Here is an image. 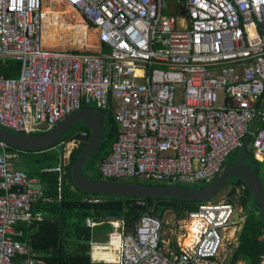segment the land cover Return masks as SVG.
Here are the masks:
<instances>
[{
    "label": "built area",
    "instance_id": "built-area-1",
    "mask_svg": "<svg viewBox=\"0 0 264 264\" xmlns=\"http://www.w3.org/2000/svg\"><path fill=\"white\" fill-rule=\"evenodd\" d=\"M64 1L84 20L77 27L66 19L64 38L73 42L79 29L87 45L94 27L107 52L44 48L47 30L61 15L56 0H0V69L8 61L20 65L16 78L0 72V128L37 135L83 108L113 112L118 137L101 167L105 179L207 186L223 174L260 116L248 149L264 176V0ZM88 136L81 132L82 139ZM0 148V264H47L20 240L18 227L43 221L36 204L55 198L16 168L21 154ZM136 203L146 207L145 198ZM236 214V203H201L181 221L187 236L177 238L175 252L157 217H143L130 232L122 221L89 218L90 228L112 225L118 244L116 261H103L95 248H109L113 238L92 240L91 259L209 264L226 252L230 232L236 234Z\"/></svg>",
    "mask_w": 264,
    "mask_h": 264
},
{
    "label": "trees",
    "instance_id": "trees-1",
    "mask_svg": "<svg viewBox=\"0 0 264 264\" xmlns=\"http://www.w3.org/2000/svg\"><path fill=\"white\" fill-rule=\"evenodd\" d=\"M55 9L68 20L84 23L81 17L73 16L74 10L64 0H56ZM86 48L90 50L89 53L81 50L80 47L72 45L66 47L68 51L82 54H93V50L99 53L107 52L105 46L100 42L99 29L91 27L89 44ZM0 72L4 77L16 78L20 73V65L15 61H8L1 66ZM105 124L106 132L101 152L87 159L82 167L83 173L94 180L105 179L101 167L111 156L118 137V128L113 112L105 119ZM83 126L84 128L79 134L73 129L64 138L65 145L72 141L80 142L79 147L71 153L70 160L64 161L65 163H63L61 145L40 152H24L9 148L12 152L21 154L22 161L19 165H24L31 178L40 179L42 185L46 186L45 193L55 198L53 202L40 201L36 204L35 211L46 214L43 221H36L31 226L24 225L28 237L24 240L31 241L33 248L45 259L47 264H107L92 262L91 242L94 240V236H103L113 231V228L109 223L90 228L86 223L89 218H93L96 222H102L105 218L122 221L126 232H130L145 216L163 220L169 213L174 215L175 222H180L185 219L187 214L194 213L199 209L203 202H186L168 198H145L146 207L142 208L136 203L137 198L92 195L75 189L71 177L72 168L90 136L89 126L86 124ZM82 131L89 133L88 138L82 139ZM38 135L40 134L36 136ZM248 154L245 165L249 166L264 184L262 165L255 160L249 150ZM236 161L229 162V164ZM57 168H60L61 171L54 170ZM134 182L139 181L134 180ZM231 183L233 188L228 202L233 204L236 203L235 196L238 195V189L245 187L239 200L246 218L239 234L238 247L234 250L228 264H264V218L245 183L241 179H234ZM204 186L184 185L182 188L198 189ZM3 192L0 189V194ZM85 198H102L103 201L93 204L85 201ZM103 237L101 241H107L108 236L104 235ZM114 244H116L115 239L109 243V245Z\"/></svg>",
    "mask_w": 264,
    "mask_h": 264
},
{
    "label": "water",
    "instance_id": "water-1",
    "mask_svg": "<svg viewBox=\"0 0 264 264\" xmlns=\"http://www.w3.org/2000/svg\"><path fill=\"white\" fill-rule=\"evenodd\" d=\"M109 116L110 112L92 107L83 108L51 131H48V127H42L41 130L44 132L38 136L16 134L0 128V144L24 152H40L56 145H61V153L63 154L64 138L67 134L77 125L86 124L89 126L90 136L72 168L71 177L75 189L92 195L123 198H168L186 202H205L217 197L229 182L234 179H241L249 189L258 210L264 218V184L258 175L249 166L245 165L249 156L248 145L251 140V133L258 124L260 116L252 124L250 133L239 152L238 160L229 164L214 183L198 189L182 188L177 185L88 178L83 173L82 167L87 159L101 152L106 132L105 119ZM38 187L46 188L42 184L38 185ZM61 198L63 199L62 195ZM240 220L241 217L236 214L235 221L239 222Z\"/></svg>",
    "mask_w": 264,
    "mask_h": 264
},
{
    "label": "rangeland",
    "instance_id": "rangeland-1",
    "mask_svg": "<svg viewBox=\"0 0 264 264\" xmlns=\"http://www.w3.org/2000/svg\"><path fill=\"white\" fill-rule=\"evenodd\" d=\"M45 10H49L48 6H45L43 9V12ZM48 32V30H47ZM61 38L64 39V37H59V42L61 40ZM67 39V38H66ZM63 48V49H62ZM60 45H58L57 47L54 46H45V49H51V50H64L65 48L62 47ZM81 50H84L85 52L89 53L90 50L84 46H80ZM93 54H98L99 52H96V50L92 51ZM84 128L83 124L77 125L76 126V131L79 132ZM78 147V145L70 142L67 143L64 146V152L63 155L65 157V161L68 162L70 160V156L71 153L73 152V150H75ZM249 150V149H248ZM239 153H235L231 156L229 162H234L236 161V159L238 158ZM238 160V159H237ZM233 188V184L230 182L229 184H227L223 190L221 191V193L215 197L213 200L211 201H216V202H228L229 199V195L231 193V190ZM235 201H236V206H237V214L241 217V220L239 222H237V226H236V234H235V238L234 240H231V235H230V242H229V238H228V242H227V247H226V252L222 255V257L218 260H214L212 262H209V264H227L229 262V258L233 255L234 250L238 247V238H239V234L243 229L244 223H245V218H246V214L243 211L242 207H241V203L239 200V192L238 195L235 196ZM164 222V232H163V238L165 241L171 243L173 245V242L177 240L178 237L183 238L184 236H187V233L183 227L182 222H175V217L174 215L171 214H166L165 218L162 220ZM185 231V232H184ZM113 238V237H112ZM226 256L227 259H226Z\"/></svg>",
    "mask_w": 264,
    "mask_h": 264
},
{
    "label": "bare ground",
    "instance_id": "bare-ground-1",
    "mask_svg": "<svg viewBox=\"0 0 264 264\" xmlns=\"http://www.w3.org/2000/svg\"><path fill=\"white\" fill-rule=\"evenodd\" d=\"M44 12L46 14H48L49 10H45ZM58 13L61 14L60 12H58ZM56 17H58L57 20L55 21L54 24L50 25V28H49L47 34L45 35V38H46L45 45L57 47L58 45L61 44V46H63L65 48L64 50H67L66 47L69 45H72L74 47L82 46L83 45V34L80 33L79 29L74 31V33L72 35V41L75 42L76 44H79V45H76L73 42L69 43L68 40L65 38L64 39L61 38V40L59 42L60 36L66 37L67 35H69L68 31L65 29V26H64V24L68 23V21H67L68 19L66 20V18L64 16H62V14L58 15ZM71 21H73V20H71ZM73 23H75V21H73ZM76 24H78L77 27L81 26V24H79V23H76ZM88 44H89V42H88ZM87 45H84V47H86ZM234 236H235V231L233 230V231H231V238L233 239ZM191 241H192V237L187 240V243H191ZM117 248H118L117 243L114 245H110L109 248H107V249L105 247L95 248L94 254H95L96 259L114 262L117 259V256L115 253Z\"/></svg>",
    "mask_w": 264,
    "mask_h": 264
},
{
    "label": "crops",
    "instance_id": "crops-1",
    "mask_svg": "<svg viewBox=\"0 0 264 264\" xmlns=\"http://www.w3.org/2000/svg\"><path fill=\"white\" fill-rule=\"evenodd\" d=\"M1 152H2V150H0V154H1ZM20 161H22V158H21V156H20V159H19V161H17L16 162V164H15V166H16V168L18 169V170H20V171H24V172H26L28 175H30L29 174V172L28 171H26V169L24 168V165H19L20 164ZM33 179H37L38 181H40V179H38V178H33ZM41 182V181H40ZM42 184V183H41ZM43 186V185H42ZM3 190V189H2ZM36 208V207H35ZM36 212V211H35ZM46 217V214H44V218ZM24 225L25 224H20L19 225V227H18V231L19 232H22L23 233V235L20 237V240L23 242V243H25V244H27V245H30L32 248H33V246H32V244H31V241L29 240V241H25L24 240V238H28L27 237V233H26V230L24 229ZM27 225V224H26ZM28 226V225H27ZM99 226H102V225H99ZM112 226V225H111ZM112 228H113V226H112ZM115 232H117L114 228H113V231H111L110 233H107V234H104L106 237H107V241H104V242H108V241H110L111 239H112V237H113V235L115 234ZM103 235V236H104ZM230 235H231V232H230ZM103 236H98V235H96V236H94V240L95 241H98V242H101V243H103V241H101V238H104ZM234 238H235V236H234ZM234 238L232 239L231 238V240H234ZM113 239H115L114 237H113ZM117 241V240H116ZM165 242H167V241H165ZM117 243V242H116ZM168 244L171 246V248H172V251H176L177 250V245H176V241H174L173 242V245L171 244V243H169L168 242ZM33 252H35L38 256H40V257H42L34 248H33ZM230 259V258H229ZM229 263V262H228ZM227 263V264H228Z\"/></svg>",
    "mask_w": 264,
    "mask_h": 264
},
{
    "label": "flooded vegetation",
    "instance_id": "flooded-vegetation-1",
    "mask_svg": "<svg viewBox=\"0 0 264 264\" xmlns=\"http://www.w3.org/2000/svg\"><path fill=\"white\" fill-rule=\"evenodd\" d=\"M73 129L76 131V127H75V128H73ZM73 129H72V130H73ZM63 161H65V157H64V155H63Z\"/></svg>",
    "mask_w": 264,
    "mask_h": 264
},
{
    "label": "clouds",
    "instance_id": "clouds-1",
    "mask_svg": "<svg viewBox=\"0 0 264 264\" xmlns=\"http://www.w3.org/2000/svg\"><path fill=\"white\" fill-rule=\"evenodd\" d=\"M40 134H42V133H40ZM65 146V145H64Z\"/></svg>",
    "mask_w": 264,
    "mask_h": 264
}]
</instances>
